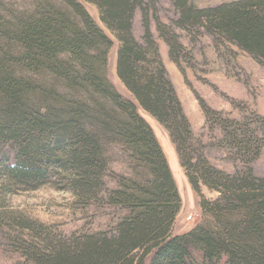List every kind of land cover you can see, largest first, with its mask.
Segmentation results:
<instances>
[{
    "label": "trees",
    "instance_id": "trees-1",
    "mask_svg": "<svg viewBox=\"0 0 264 264\" xmlns=\"http://www.w3.org/2000/svg\"><path fill=\"white\" fill-rule=\"evenodd\" d=\"M84 1L118 42L116 76L132 99L108 78L113 40L80 0H0V247L31 264H264V177L249 166L217 169L193 146L145 1ZM171 1L177 26L223 36L264 66V0L205 8ZM136 8L143 13L142 43L132 34ZM158 29L177 62V36ZM201 105L205 116L213 113ZM140 110L166 129L199 197L203 218L186 233L172 232L181 199ZM219 123L223 142L248 165L262 137L242 121ZM116 157L123 171L111 170ZM54 180L80 209L116 208L112 225L65 236L2 209L7 195ZM201 186L217 196L205 198Z\"/></svg>",
    "mask_w": 264,
    "mask_h": 264
},
{
    "label": "rangeland",
    "instance_id": "rangeland-1",
    "mask_svg": "<svg viewBox=\"0 0 264 264\" xmlns=\"http://www.w3.org/2000/svg\"><path fill=\"white\" fill-rule=\"evenodd\" d=\"M80 1L104 29L95 6L84 0ZM144 1L149 32L158 48L166 76L175 89L197 141L193 142V146L200 148L204 158L217 169L234 173L249 166L254 175L264 177V66L223 36L213 35L203 27L177 26L179 13L171 0ZM231 1L234 0H188L196 8ZM158 24L164 27V31H171L177 36L181 45L180 51L175 55L177 62L169 57L168 46L162 39ZM144 28L143 13L136 8L132 19V34L140 43L143 42ZM104 30L113 40L108 52V78L120 93L132 99L116 76L118 42ZM202 103L213 113L205 116ZM140 112L163 150L181 199V208L173 223L172 232L186 233L203 218L198 205L199 197L188 182L166 129L143 110ZM224 120L248 123L257 130L258 137H262L260 151L256 157L250 159L248 165L223 142L224 129L219 122ZM110 168L114 172L123 171L121 159L116 157ZM200 189L207 199L217 196V192L204 186ZM1 207L24 219L41 222L65 236L106 230L112 225L118 212L110 205L80 209L75 205L72 193L56 180L35 190H18L9 194ZM188 215H192L191 220L187 219ZM0 264L31 263L13 249L0 247Z\"/></svg>",
    "mask_w": 264,
    "mask_h": 264
},
{
    "label": "built area",
    "instance_id": "built-area-1",
    "mask_svg": "<svg viewBox=\"0 0 264 264\" xmlns=\"http://www.w3.org/2000/svg\"><path fill=\"white\" fill-rule=\"evenodd\" d=\"M195 215H196V214H195ZM187 219H188V220H191V219H192V215H188V216H187Z\"/></svg>",
    "mask_w": 264,
    "mask_h": 264
}]
</instances>
